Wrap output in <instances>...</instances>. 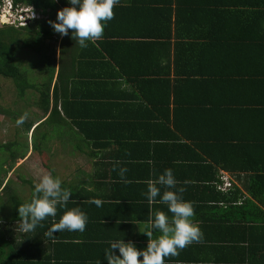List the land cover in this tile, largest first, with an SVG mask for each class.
I'll return each mask as SVG.
<instances>
[{
    "label": "trees",
    "instance_id": "obj_1",
    "mask_svg": "<svg viewBox=\"0 0 264 264\" xmlns=\"http://www.w3.org/2000/svg\"><path fill=\"white\" fill-rule=\"evenodd\" d=\"M137 1L142 2L141 6L136 0L130 5H122L120 0L114 7V19L106 22L103 38L95 43L87 42V48H81L69 30L63 37L60 61L70 52L67 66L71 69L68 78L59 77V83L52 86L53 67L48 59L44 58L39 71L49 76L36 84L29 82L26 72L17 64L22 50L20 45L26 42L20 35L28 39L34 32L38 39L34 46L28 41L27 47L44 53L43 43L53 39L56 33L48 21L58 22V10L72 5L69 0H12L15 7L30 6L42 17L23 27L0 26V77L12 81L22 102L30 96L44 114L37 122L34 119L25 122L21 129L26 135L32 130L31 148L37 152L45 149L41 143L45 139L48 142L52 136L70 140V154L77 153V163H84L88 170H79L83 173L82 179L62 183L63 188L72 191L67 208L58 209L55 218H47L42 222L43 227L37 226L35 231L19 234L17 230L19 205L30 202L34 187L25 202L14 196L7 197L8 204L0 207V264H96L97 260L100 264H108L105 250L110 247V241H131L139 250L147 247V243L143 244L147 235L140 237L135 233L133 237L138 239H130L123 234L117 237L112 232V225H121L124 220V217L119 221L113 217L117 210H133L144 205L143 195H135L138 199L124 192L128 190L125 183L116 186V196L120 200L113 198L110 191L115 189L114 180H120L118 169L114 171L113 162L98 149L105 142L126 144L129 142L126 137L135 143L146 142V146H141L137 162L131 166L142 167L149 177L152 173L153 179L163 174L165 167L172 169L179 181L177 187L201 192L186 198V191L183 199L194 202V206L199 202L205 205V212H213L204 218L201 216L202 224L228 232L231 237L224 241L232 248H241L249 262L255 260L250 264H264V0H194L192 3L183 0L177 3L176 11L171 8L175 0ZM131 8L139 13L135 20H139L142 34L136 35V40L127 41L124 40L127 34L124 37L122 31L107 33L106 27L112 29L109 24L119 17L127 21ZM135 20L130 16L128 21ZM173 41L171 61L170 52L165 49ZM96 45L117 70L111 72L113 67L109 66L112 65L101 71L93 67L94 71L89 74L77 62L74 53L78 49L81 53L97 54ZM105 45H109L107 49ZM101 58L98 63L104 66L103 55ZM123 73L135 76L138 101L145 102L142 106L147 105L150 112H155L154 120L149 121L168 127L165 132L161 130L156 136H148L151 138L146 141L140 134L133 135L131 130H127L126 137L103 134L101 126L110 127L111 123H119V118L115 116L111 122L107 113L100 111L102 102L97 99H102V87L93 83L104 86L107 79ZM178 113L184 116L181 127L177 124ZM49 124V131L53 128V132L37 136V130L43 131L42 127ZM62 129L65 137L60 136ZM134 136L139 141L134 140ZM110 138L114 142H108ZM47 142L45 145L49 144ZM0 150L8 154L12 165L25 156L28 146L26 140L22 144L9 142L0 144ZM156 150L160 152V159L149 163L144 160V155ZM101 165L104 171L100 170ZM106 166L109 171H105ZM124 166L126 164L120 167ZM219 171L231 177L228 189L220 188L223 175ZM108 174H111L110 179ZM235 179L237 184L232 181ZM157 186L161 187V192L165 191ZM8 191L11 192L8 185L0 183V193ZM91 199L102 200V206L89 203ZM209 203L212 206H208ZM73 207L87 214L86 230L47 235L63 212ZM145 207L147 211L148 206ZM193 221L197 222L195 217ZM113 252L119 255L118 249ZM241 257L244 259L242 254Z\"/></svg>",
    "mask_w": 264,
    "mask_h": 264
},
{
    "label": "clouds",
    "instance_id": "obj_2",
    "mask_svg": "<svg viewBox=\"0 0 264 264\" xmlns=\"http://www.w3.org/2000/svg\"><path fill=\"white\" fill-rule=\"evenodd\" d=\"M10 12L16 16L15 22L10 19L1 25H14L23 27L29 25L35 20H40L35 9L30 6L15 7L12 0ZM55 2V0H53ZM71 7H64L57 12V21L49 20L56 33L62 37L67 36L69 30H72V39H74L81 48H87V42L99 41L103 38L106 22L114 19V7L120 3V0H69ZM6 0H0V6L3 7ZM21 9H25L22 10ZM26 14V20H20L21 14ZM20 14V15H19ZM12 18V16H11ZM1 19V17H0ZM30 113L25 111L16 120V125H23L29 118ZM121 161L113 162V170L117 171L122 183H130L125 178L128 169L120 167ZM179 181L176 180L172 169H166L156 179H148L147 196L149 205L156 202L160 196L159 203L167 206L168 212L162 210L149 211L148 230L143 231L148 237L147 247L139 250L131 241L125 243L122 239L110 241V247L105 250V259L108 264H165V258L177 257L180 252L193 243H200L203 239V232L198 222H194L195 216L194 202L183 199L184 187H177ZM185 184L187 181L184 182ZM165 188L161 196V187ZM72 196L71 189L62 187V180L58 176H53L51 172L44 171L38 182L34 186L30 202L19 205L18 214L20 220L17 222V230L22 233L35 231L37 226L43 227V221L49 217L55 218L58 209H66ZM75 203V201H72ZM97 207L102 206L100 199H91L88 201ZM88 216L79 207H73L63 212L58 222H54L47 235L53 233L70 231L84 232L88 223ZM2 222V221H0ZM104 223V221L102 220ZM153 230H158L160 235L154 238ZM118 249L119 255L113 250ZM142 257V259H139ZM96 264H100L97 260Z\"/></svg>",
    "mask_w": 264,
    "mask_h": 264
},
{
    "label": "crops",
    "instance_id": "obj_3",
    "mask_svg": "<svg viewBox=\"0 0 264 264\" xmlns=\"http://www.w3.org/2000/svg\"><path fill=\"white\" fill-rule=\"evenodd\" d=\"M131 1L132 0H122L121 4L130 5ZM181 1L183 0H180V1L175 0L171 8L176 11V5L177 3H181ZM186 1L189 3H192L194 0H186ZM136 3L138 4V6L139 5L141 6V4L139 3H142V2L136 0ZM130 10H131V14L127 16L126 18L127 21L119 17L118 20L109 24L112 27V29H110L109 26L106 27V32L113 33L114 31L116 32V30L122 31L124 32V37H125V34H127V38L124 40H127V41L136 40L135 39L136 35L142 34V32L139 30L140 22L139 20L138 21L135 20V17L138 18L139 13L134 12V8H131ZM181 10L182 8L180 9V12ZM130 16L134 18L135 22L128 21ZM172 32L174 33V29ZM53 36H54L53 39H48V40H49V44L51 43V46H53L52 49L55 50V55L52 54L51 56H48L49 59L46 57V59L49 60V64L53 67V78L51 82L52 86L59 83L58 81L59 77L61 79L68 78L69 69H71V68H68L67 66L68 60L70 61L69 59L70 52H67L64 55L63 60L61 59L60 61V49L62 46V41H63L64 36L62 37L60 35L58 37L56 36V33L53 34ZM116 40H120V39H112V41H116ZM140 42H145V41H140ZM185 43L187 45H190L188 42H185ZM67 44L70 45V42H68ZM108 46L109 45H105L104 47L107 49ZM173 46H175L174 41L171 43L170 47L165 49L168 52H170L171 61L174 55ZM97 49H98L97 54H94L91 52L81 53V49H78L77 52L74 53L76 54L75 57H76L77 62H79L80 65L82 64L85 67L84 69L88 71L89 74L90 72L94 71L93 67L101 71V70L107 69V66L112 65V66H109V67H113V69H111V72H113V70H117L118 68L115 67V65H113L114 63L112 62V60L108 58L105 55V53L99 49L98 46H97ZM100 54L101 56L103 55V63L105 64L104 66H100L98 63L99 60H102ZM160 55H165V54L160 53ZM162 65L165 66L164 58L162 59ZM61 66H63L62 71H60L59 69ZM112 74H115V73H112ZM47 76H49V74H47ZM134 78L135 76H133L131 73H127V74L123 73L120 76L114 75L109 80L107 79L104 86H102L99 83H93V85H100L102 87V95H103L102 99H97V101L102 102L101 103L102 109H100V111L103 113H107L106 115L108 116V118H110L108 119L109 121L112 122L113 118H115L116 116L119 118V123H122V124L111 123L112 125L110 127L107 124H103L101 128H102L103 134L115 136V137L116 136L126 137L128 136L127 130H131V132L134 133L133 135L140 134L146 141L147 139L151 138L148 136H156V134L157 133L159 134L161 130L165 132L167 130L166 128L168 127L161 124L160 122L155 123V121H149V120H154L155 112L154 113L150 112L147 109V105L143 107L142 104L145 102L140 103L138 101L139 99L137 96L139 95L137 94V88H136V83L134 82ZM140 117H145V118L143 121H138L140 120L139 119ZM166 117H169V116L166 115ZM176 117L178 118L177 124L181 127L184 124V120H183L184 116L178 113V116ZM123 123L125 125H123ZM128 124L130 125V128ZM135 137L136 136H134L133 139L136 141H139V139ZM126 138L129 140V142L131 141L128 137ZM128 140H125V142ZM107 141L114 142L112 138L107 139ZM129 142L126 144H118V143L108 144L107 142H105L106 144H104L103 147H100L98 149H101L103 152H105V155L108 158H110L111 162L119 160L121 161L120 166L123 164H126V166L124 167H126L128 171L125 174V178L131 182L125 183L128 186V190L126 191L122 190V191L129 193L131 196L134 195L135 198H138L135 195H138V194L142 195V193H147L146 181L148 179H153L152 178L153 175L151 173L149 177L147 174H145V170L142 167L130 165L133 162H137L136 160L138 159L139 154L142 153L141 146H143V144L146 146L145 144L146 142H143V143H135L134 141H131L132 143H129ZM144 156H145L144 160H148V163L149 161L153 162V159L157 161L158 159L161 158L159 150H156V152H153V154L149 152V154H146ZM144 164L145 162H143V165ZM101 166H100V170L104 171L103 169L104 166L102 167ZM107 167L108 166H106V168ZM166 168L167 167L164 168V171ZM105 171H109L108 168ZM220 174L222 173L220 172ZM226 174L229 176L228 173ZM108 178L109 179L111 178V174H108ZM242 178H244V176L240 177V179ZM232 181L237 184L236 179ZM119 183H122V182L120 180L115 179L114 180L115 189L113 191V188H112V190L110 191L113 198H115V200L117 201L120 200L116 196V192H117L116 186H119ZM238 186L241 187L240 183L238 184ZM186 191L187 190H185V192ZM200 193H201L200 190H193L192 188H190L185 194L187 198L191 196H198V194ZM162 194L163 192H161V196ZM160 198L161 197L158 196L156 198V202L153 203L152 205H149L147 196L143 195L142 199L141 198L140 199L144 203V205L146 204L148 206L147 211L145 207L146 205L145 206L142 205L138 209L135 208L133 210H130V209L122 210L123 208H121L120 210H117V212L114 213L113 217H116L117 221H119L118 219H120V217H124V220H122L123 224L121 225H119L118 223H114L112 225L113 226L112 229H114L112 230V232L116 233L115 236L118 237L121 234H123V236L131 237L130 239H138V238L133 237L135 236L134 234L136 233L140 237H144V235L146 234H143L142 232L148 230L147 225H148V220H149L150 209L152 212H155L157 210L165 211L168 213L169 217H171L172 214L168 212L167 206L164 207L162 203H159ZM208 206H212V204L209 203ZM194 209H195V216H194L195 220L198 222L199 227L201 228L203 232L202 242L191 244L190 246L183 249L180 252V255L177 257L165 258V264H250V263L255 262L254 259H252V261L249 262L247 256H245L241 248L239 249L232 248L229 243L224 241V239H228L231 237L228 232L227 233L221 232V230L218 228L213 230L209 228L210 225L202 224V218L213 213V212L211 213L205 212L206 210L205 205H200V203L197 202L194 206ZM217 227H220V226H217ZM153 232H155L153 234L154 238L160 235L158 230H153ZM225 233H226V236L223 237V234ZM144 241L145 240H143V242ZM145 243H148V239L143 244ZM237 251H239V253H237ZM241 254L244 256V259H242Z\"/></svg>",
    "mask_w": 264,
    "mask_h": 264
},
{
    "label": "rangeland",
    "instance_id": "obj_4",
    "mask_svg": "<svg viewBox=\"0 0 264 264\" xmlns=\"http://www.w3.org/2000/svg\"><path fill=\"white\" fill-rule=\"evenodd\" d=\"M22 10L25 9H21V11ZM0 11H7L6 4L4 7L0 6ZM20 14V20L24 24L27 12ZM11 19L13 20L11 22H15L17 18L12 15ZM7 21L8 20L3 19L2 17V22ZM20 38H26V42L24 45H20L22 50L17 56V64L21 70L26 72L28 78L32 80H29V82L36 84L37 82L42 81L47 75V72L44 73L39 71V68L42 67V64L44 63V58L46 59L47 57L49 59L48 56H51L52 54L55 55V50L52 49L53 46H51V43L49 44V41L45 40V42L42 41L44 42L43 47L45 46L44 53L40 51L38 52L37 50H35V52L34 49L32 50L34 47H27L28 45L26 43H28V41H32L31 44L34 46L38 39L34 32H31L28 39L25 35H20ZM30 99L29 96L25 102H22L17 96L12 81L0 77V144H8L9 142L22 144L26 140L28 146V150L24 154L25 156L21 159H16L12 165L8 154L3 150H0V183H4L6 186L8 185L11 190V192L0 193V207L1 205L4 207L8 204L6 201L9 196H14L20 202L27 201L30 198V189L35 186L40 175L44 171L51 172L54 177H60L62 183L70 184L75 178L82 179L83 173L79 170H88L84 163H77V153L70 154V150L72 149V146L69 143L70 140H61L58 139L59 137L55 136L49 138L50 136L48 135V142L45 139L46 141L44 140L41 143L45 148L44 150L42 149L43 151L37 152L31 148L32 130L26 135V133L22 131L21 126L16 125L18 115L23 114L25 111L30 113L26 122L33 119L37 122L38 119L40 120V118L44 117L43 112L38 109L37 106L34 105L35 103ZM3 110L8 113H4ZM35 126L36 124L32 128ZM50 126V124L45 127L43 126V131L42 129H38L36 132L37 136L40 135V133L43 134V132H53V128L49 131ZM59 131L60 136L63 137V129ZM55 135L57 136L59 134L56 133ZM37 140L39 141V139ZM46 142L49 144L45 145ZM19 149L22 150L21 147H19ZM221 173V175H223V185H230L229 176L225 172ZM19 234H22V232L19 231Z\"/></svg>",
    "mask_w": 264,
    "mask_h": 264
},
{
    "label": "built area",
    "instance_id": "obj_5",
    "mask_svg": "<svg viewBox=\"0 0 264 264\" xmlns=\"http://www.w3.org/2000/svg\"><path fill=\"white\" fill-rule=\"evenodd\" d=\"M5 6V5H4ZM3 6V7H4ZM6 8H7V11H5V12H3V11H0V17H1V19H0V22L1 23H4V22H2V17H3V19H6V20H8V21H10V19H11V12H10V8H11V1L10 0H6ZM10 13V14H9ZM7 21V22H8ZM11 22V21H10ZM229 186L230 185H223L222 187H220L222 190H225V189H228L229 188Z\"/></svg>",
    "mask_w": 264,
    "mask_h": 264
}]
</instances>
